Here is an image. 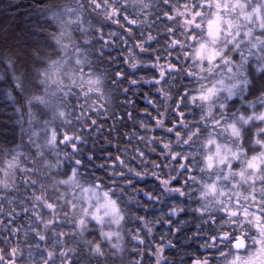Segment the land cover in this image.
I'll return each mask as SVG.
<instances>
[{"label": "clouds", "instance_id": "1", "mask_svg": "<svg viewBox=\"0 0 264 264\" xmlns=\"http://www.w3.org/2000/svg\"><path fill=\"white\" fill-rule=\"evenodd\" d=\"M0 264H264V0H0Z\"/></svg>", "mask_w": 264, "mask_h": 264}]
</instances>
